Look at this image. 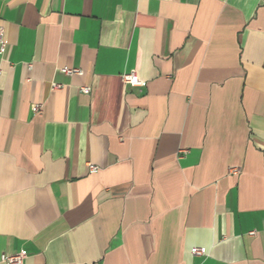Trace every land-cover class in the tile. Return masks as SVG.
Wrapping results in <instances>:
<instances>
[{"label":"crops","instance_id":"0c3cea01","mask_svg":"<svg viewBox=\"0 0 264 264\" xmlns=\"http://www.w3.org/2000/svg\"><path fill=\"white\" fill-rule=\"evenodd\" d=\"M0 29V264H264V0H0Z\"/></svg>","mask_w":264,"mask_h":264},{"label":"built area","instance_id":"2783aa9c","mask_svg":"<svg viewBox=\"0 0 264 264\" xmlns=\"http://www.w3.org/2000/svg\"><path fill=\"white\" fill-rule=\"evenodd\" d=\"M7 50V43L5 41V36H4V31L3 29H0V54H4ZM63 73L67 74V75H82V71L79 69H68L65 68L62 70ZM122 80L124 83L131 85V86H140L143 87L145 86V82L141 81L137 75V73L135 71H131L130 73H126L124 75H122ZM60 85H54V88H60ZM82 92L84 94H89L90 93V89L89 88H82ZM36 112H40L41 111V107L37 106L35 109ZM89 171L90 173H97L99 171V168L94 166V165H89ZM251 235H255L254 232L251 233ZM207 251L204 248H194L192 249V254L195 256H204L206 255ZM27 258V254L24 251H21L20 253H17L15 255H11V256H3L2 257V261L6 264H24L25 260Z\"/></svg>","mask_w":264,"mask_h":264}]
</instances>
